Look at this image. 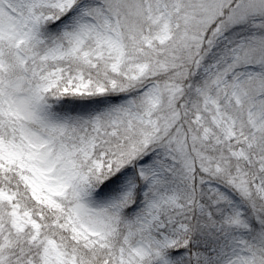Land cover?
I'll list each match as a JSON object with an SVG mask.
<instances>
[{
    "label": "snow or ice",
    "instance_id": "6c2138e0",
    "mask_svg": "<svg viewBox=\"0 0 264 264\" xmlns=\"http://www.w3.org/2000/svg\"><path fill=\"white\" fill-rule=\"evenodd\" d=\"M0 264H264V0H0Z\"/></svg>",
    "mask_w": 264,
    "mask_h": 264
}]
</instances>
